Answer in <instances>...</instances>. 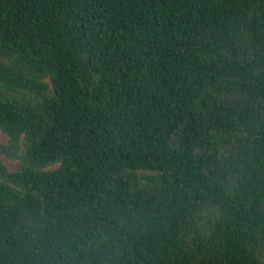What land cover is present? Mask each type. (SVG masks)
<instances>
[{
    "label": "trees",
    "instance_id": "1",
    "mask_svg": "<svg viewBox=\"0 0 264 264\" xmlns=\"http://www.w3.org/2000/svg\"><path fill=\"white\" fill-rule=\"evenodd\" d=\"M0 133V264H264V0H0Z\"/></svg>",
    "mask_w": 264,
    "mask_h": 264
},
{
    "label": "rangeland",
    "instance_id": "2",
    "mask_svg": "<svg viewBox=\"0 0 264 264\" xmlns=\"http://www.w3.org/2000/svg\"><path fill=\"white\" fill-rule=\"evenodd\" d=\"M0 142L1 143H6V137L3 136L1 133H0ZM4 164L6 165V167L8 168L9 171H14L18 168V162L17 161H10V160H7L6 158H2Z\"/></svg>",
    "mask_w": 264,
    "mask_h": 264
}]
</instances>
